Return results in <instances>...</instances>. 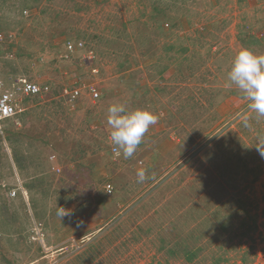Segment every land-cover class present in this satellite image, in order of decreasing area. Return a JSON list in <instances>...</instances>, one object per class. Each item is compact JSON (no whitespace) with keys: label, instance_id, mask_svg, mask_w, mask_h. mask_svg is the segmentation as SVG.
<instances>
[{"label":"rangeland","instance_id":"rangeland-1","mask_svg":"<svg viewBox=\"0 0 264 264\" xmlns=\"http://www.w3.org/2000/svg\"><path fill=\"white\" fill-rule=\"evenodd\" d=\"M57 13L70 30H56ZM0 31L12 37L0 56V72L7 78L19 75L47 83L55 96L67 84L93 82L101 94L94 101L84 93L74 105L63 100L50 105L51 96L45 98L46 104L25 113L20 126L9 124L0 137V264H157L154 248L132 239L125 225L130 214L125 213L146 193L131 214L157 210L154 225L159 224L169 209L187 201L188 194L176 181L180 174L197 158L206 160V153H213L210 146L199 151L208 136L195 149L189 147V137L205 128L210 138L220 134L224 139L251 112L249 101L235 86L228 87L226 74L241 48L264 55V0H0ZM78 39L97 56L83 68L77 65V55L64 59L66 43ZM91 67L99 73L93 75ZM184 78L191 83L183 84ZM192 93L196 98L203 95L208 118L190 125L171 104L174 96L185 99ZM113 103L147 109L161 123L150 128L133 155L136 165L145 162L150 178L136 183L135 165L119 167L121 176L129 168L134 173L133 200H121L126 190L115 188L109 176L105 185L113 186V194L93 197L88 165L80 162L88 155L87 163L99 161L110 170L107 108ZM173 113L171 121L162 118ZM96 122L100 126L92 131ZM98 142L104 150L97 160ZM261 161V176L246 190L260 225L253 264H264V241L258 236L264 234V157ZM66 202L73 216L60 218ZM80 208L96 210L110 223L92 237Z\"/></svg>","mask_w":264,"mask_h":264},{"label":"trees","instance_id":"trees-1","mask_svg":"<svg viewBox=\"0 0 264 264\" xmlns=\"http://www.w3.org/2000/svg\"><path fill=\"white\" fill-rule=\"evenodd\" d=\"M56 16L58 19L53 20L59 23L56 30L62 28L70 30V25H64L66 18H62L63 16H60L59 13ZM71 28L73 29V26ZM0 33L2 32L0 31ZM76 41L84 42L85 40L78 39ZM85 45L86 49L94 51L86 43ZM1 48L4 49L5 44ZM121 52L128 54L125 50ZM77 61L78 59H76ZM125 62L127 63L126 60ZM123 70L127 71L129 67L124 66ZM184 79L182 80L183 84L191 83L190 80ZM198 91H204L200 85ZM60 92L61 89L57 94L60 95ZM196 95V93H192L190 98L185 99L177 96L171 97L173 99L171 105H177L174 112L177 115L180 114L182 120L190 125L208 118L205 117L207 114L205 111L206 101H204L203 95H199L198 98ZM63 101L65 102V100ZM165 111L166 109L164 114ZM181 113L184 115L182 116ZM162 118L171 121L174 118V113L168 116V119L163 116ZM245 122L249 126L246 127ZM210 127L208 128L211 129ZM205 132V128L199 129L195 135L189 137L187 143L191 149H195L197 144L201 145L200 142L206 140L208 136L209 139L206 140L208 144L201 146L199 151L206 150L210 146L213 153H206V160L197 158L194 164L189 166L187 172L180 174L176 180L179 186L185 190L184 193L188 194L187 201L182 200V205L169 209L163 216V220L156 226L154 221L158 213L157 210L152 214L150 212L141 214L139 217H135L134 213L131 214L133 209H137L136 203H140V199L146 193H143L141 197L138 196L139 198L136 197L133 201L136 202L133 205L135 208L129 206V212L125 213L126 215L130 214L125 225L127 228L130 227L132 239L144 241L143 244L149 248L153 247L156 251L153 258L157 259V264H175L179 261L182 264L254 263L253 256L257 239L255 237L260 232V225L257 216L253 213L254 203L250 197L246 196V190L253 187L263 172L257 163L263 157L259 154L256 146L258 136H264V118H257L254 112H249L238 123L237 130L227 131L224 139L223 137L219 139L220 134L210 138L211 134ZM98 145L100 146L99 142ZM98 145L96 144V147ZM95 151L92 150V154ZM192 152L194 157L198 156V151L193 150ZM19 161L20 159L17 158L16 163L19 164ZM253 162H256L257 166L252 167ZM92 163L96 164V161L88 165L89 174L94 169ZM98 183L100 182L92 181L91 185L98 190L101 188ZM102 183L104 184L103 181H101ZM122 190L124 192L126 190V192L121 200L124 201L127 197L133 200L131 196L136 191V186L133 183H127L124 188L122 187ZM103 191L105 192V190ZM103 191L100 193H104ZM189 192L192 196L189 195ZM102 197L105 199L106 195ZM150 209L152 212L154 211V208ZM190 214L191 216H189ZM187 217L188 225L183 226ZM179 223L182 224L179 225ZM258 236L264 241L263 233ZM249 242H252L253 245L246 246Z\"/></svg>","mask_w":264,"mask_h":264},{"label":"clouds","instance_id":"clouds-1","mask_svg":"<svg viewBox=\"0 0 264 264\" xmlns=\"http://www.w3.org/2000/svg\"><path fill=\"white\" fill-rule=\"evenodd\" d=\"M228 87L235 86L243 99L249 101V109L257 118H264V55H257L247 48L234 56L226 74ZM159 117L147 109L129 110L124 103H113L107 108V124L110 126L109 140L115 156L121 154L130 159L143 142L146 133L157 124ZM245 126H249L245 122ZM264 157V136H258L256 146ZM147 170L140 168L136 172V183H143L150 177ZM60 218L70 215L66 209L58 212Z\"/></svg>","mask_w":264,"mask_h":264},{"label":"built area","instance_id":"built-area-1","mask_svg":"<svg viewBox=\"0 0 264 264\" xmlns=\"http://www.w3.org/2000/svg\"><path fill=\"white\" fill-rule=\"evenodd\" d=\"M12 38L10 36L0 33V56L1 46H4L7 40ZM75 55L78 57L77 65L81 68L84 64H90L96 61L97 56L95 51L86 49L83 41L67 42L65 48V60H71ZM93 75L99 73L98 69L91 67L89 70ZM51 87L48 84L36 83L26 76L12 75L7 78L5 74L0 72V137L4 136L6 123L21 115L24 111L22 107L23 97L36 96L46 97L51 93ZM86 93L92 100L96 101L101 94L93 82H74L61 89L59 97L65 100L68 104H75ZM112 155L114 160L119 157L115 156L113 149ZM105 192L107 195L113 194V186L111 184L105 185ZM16 192H12L14 197ZM48 264H56V262H49Z\"/></svg>","mask_w":264,"mask_h":264},{"label":"crops","instance_id":"crops-1","mask_svg":"<svg viewBox=\"0 0 264 264\" xmlns=\"http://www.w3.org/2000/svg\"><path fill=\"white\" fill-rule=\"evenodd\" d=\"M74 58V57H73ZM72 58V59H73ZM43 84H47V83H42V85ZM49 85V84H48ZM68 85V84H67ZM67 85H65V86H67ZM64 86V87H65ZM63 88V87H62ZM51 96V97H50ZM48 97H50V99H49V102H51L50 103V105H52V102H54L55 100H57V101H59V100H63L62 98H60L59 97V95H57V96H55V93L53 94V92H52V90H51V93L48 95V96H46V97H36V96H28V97H23V102H22V107H23V109H24V111H23V115L25 114V115H27V114H29V113H31V112H35V110L36 109H34V108H37V105L38 104H46L47 103V100H45V98H48ZM88 97H90L89 95H88ZM91 98V97H90ZM81 99V98H80ZM79 99V100H80ZM60 102V101H59ZM49 104H47L46 106H48ZM74 105V104H73ZM45 106V105H44ZM32 108V109H31ZM21 114V115H22ZM21 115H19V116H17L16 118H14V119H11V120H9L7 123H6V125H5V132H6V128L8 127V125L9 124H12V125H17V126H20L21 124H20V121H21ZM36 115V114H35ZM37 117V116H36ZM43 120L45 121V117H43ZM94 122V121H93ZM26 123V122H25ZM27 124V123H26ZM158 125H161V123L158 121V123H157ZM156 124V125H157ZM99 125V123L98 122H96V123H94V124H92L91 125V130L92 131H96L94 128H97V130H98V126ZM27 126H28V124H27ZM100 126V125H99ZM104 130H106V129H104ZM89 132V131H88ZM97 145H98V143H97ZM100 149H99V148ZM98 147H96L95 146V150H96V153L95 154H97V156H95V155H93V157L95 156V157H98L97 158V160L98 159H100V158H103V155H101V153L103 152V150H104V148H102V147H100L99 145H98ZM99 153H100V155H99ZM112 155V154H111ZM100 156V157H99ZM102 156V157H101ZM113 156V155H112ZM87 157H88V155L87 156H85V158H84V156L80 159V162L82 163V164H84V165H90V163H87V161H89V159L87 160ZM78 162V161H77ZM108 162H110V170L109 171H107L106 169H105V167H102V165H101V163H99V161H96V164H94V163H92L94 166V169L92 170V172H90V174L88 173V176L90 177V178H92V181H98V182H100V186H101V188L102 187H104L103 188V190L105 189V184L108 182V180H106V179H108V176L111 178V180H112V183H113V185L115 186V188H116V185L118 186H124V185H126L127 183L129 184V183H131V179L133 178V174L134 173H130V172H132L131 171V169L129 168L128 170L129 171H125V173H124V175L123 176H121L120 174H119V170H120V168L119 167H125V165H129V164H133V165H135V167H136V169H140V168H144V169H146V167H145V162H143V161H140V162H138V164L139 165H136V161H135V157H132V158H130V159H124L123 158V155L121 154V156L117 159V160H114V157L112 158V159H110ZM119 162V163H118ZM123 162V163H122ZM124 162H126V163H124ZM127 162H129V163H127ZM123 165V166H122ZM111 166H114V167H111ZM141 166V167H140ZM92 167V166H91ZM91 171V170H90ZM129 173V174H128ZM121 176V177H120ZM92 181H90V182H92ZM101 181H103L104 182V184L102 183L101 184ZM110 181V180H109ZM95 189L94 190V193H93V197H95V195H99L100 194V192H102L103 190L102 189ZM104 192V191H103ZM103 195H106L105 194V192L104 193H102V196ZM68 205H69V203L68 202H66V204L63 206V208L64 209H66V212H70V215L69 216H73L72 214H73V211L72 210H74V209H70L69 207H68ZM99 208V207H98ZM92 209V208H91ZM70 210V211H69ZM88 210H87V208H80V210H79V215H81V221H85V223H86V227H84V228H87L90 232H89V234L88 235H90V236H95V235H97L100 231H101V229L103 228V226H106L108 223H110V222H105L103 219H101V216H99V212L98 213H96L97 211L95 210V211H93L92 213L90 212V210L87 212ZM121 214H124V211L122 212V213H120V215ZM101 215V214H100ZM70 218V217H69ZM72 221L74 222V219L72 218ZM102 223H104V224H102V226H101V224ZM98 224H99V226H98ZM80 225H83V224H80ZM129 227V226H128ZM129 230H130V227L128 228ZM89 239V238H88Z\"/></svg>","mask_w":264,"mask_h":264}]
</instances>
